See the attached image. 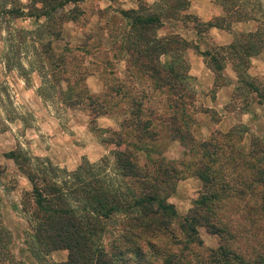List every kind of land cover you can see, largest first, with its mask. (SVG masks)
<instances>
[{"label":"trees","instance_id":"16d2710c","mask_svg":"<svg viewBox=\"0 0 264 264\" xmlns=\"http://www.w3.org/2000/svg\"><path fill=\"white\" fill-rule=\"evenodd\" d=\"M15 1L0 0V19L30 17L37 23V28L31 31L34 33L32 52L37 64L47 69L49 83L56 86V94H46L45 98L52 97L70 109L83 107L94 116L108 112V104L104 102H110L118 95L117 88L111 85L109 93L102 97L89 94L82 79L85 67L76 64L79 60L75 55L66 57L52 46L53 41L61 38L63 23L77 18L74 8L65 14V7L85 0H32L27 11L23 10L24 7L11 5ZM137 1L136 8L120 9L125 24L122 42H118L119 52L127 57V63H131V70L142 72L153 87L162 88L171 97V107L175 111L161 117L163 125L153 124L148 118L143 120L142 103L130 97L129 119L116 133L118 136L113 143L120 147L128 133L130 136L125 139L123 148L113 152L111 162L107 158L97 162L83 158L75 168L68 170L54 164L48 157H34L21 148L4 153L30 185L21 201L30 227L26 240L28 250L37 259L52 251L67 250L65 260L52 264H128L132 259L133 264H153L143 246L153 250L151 257H154L157 254L155 241L170 237L172 244L179 249H165L161 264H264V239L255 233L256 230L264 232L262 140L252 139L249 150L243 152L232 139L237 137L238 141L245 128L241 130L234 126L226 133L217 132L222 141L208 140L199 146L190 143L188 150L193 163L185 165L193 164V175L201 180L202 186L198 198L183 215L168 201L181 179V170L158 157L155 170L149 172L137 165L132 152L135 143L156 140L160 133L183 142L190 139L184 113L186 100L191 96L192 77L185 58L189 48H194L214 72L217 86L224 65L230 63L237 77L234 91L244 93V99L247 98L245 110L248 96L254 93L264 113V75L253 77L247 71L250 58L264 52V28L260 26L252 32L234 33L231 43L202 50L197 43L179 33L159 36L157 30L165 19L183 23L191 21L198 28L197 33L202 35L211 25L229 29L232 20L241 18L234 15L227 21L215 19L213 23H201L195 17L181 14L188 5L187 0H158L152 5ZM222 5L228 7L224 0ZM166 56L170 61L161 60ZM5 57L8 69H22L21 64L13 65ZM34 63L31 61L29 65ZM234 199L245 203L240 209L244 222L238 224L240 229L237 231H232L224 219L225 211ZM117 219L126 225V233L118 236V239L122 237L123 247L116 239L109 245L104 242L109 233L107 225ZM175 221L181 237L173 231ZM201 227L218 235L222 242L198 255L192 250L203 245L199 236ZM4 234L5 229L0 223V254L3 248L6 249V255L0 256V264L6 256L7 259L10 257L9 240Z\"/></svg>","mask_w":264,"mask_h":264},{"label":"rangeland","instance_id":"374dc122","mask_svg":"<svg viewBox=\"0 0 264 264\" xmlns=\"http://www.w3.org/2000/svg\"><path fill=\"white\" fill-rule=\"evenodd\" d=\"M17 1L11 5L29 6V4L24 5L25 3L21 0ZM143 1L147 4L146 0ZM132 5L137 7L138 1L85 0L79 2L76 4V10L74 9L77 18L72 23H67L66 28L62 29L58 42L61 48L58 51L55 50L66 57L75 55L79 60L76 64L79 63L81 68L85 67L86 73H82V79L85 81L84 85L89 94L102 97L109 93L111 85L117 88L118 95L112 101L104 102L108 104V112L99 116H94L83 107L73 109L65 107L52 97L40 101L37 92L43 98L46 94L54 95L56 86L49 83V76L46 75L47 69L37 64L35 54L32 52L34 33L31 31L37 28V23L30 17L11 18L8 16V18L0 19V223L5 229L3 236L9 240L7 245L10 253V257L7 259L6 256L1 264H52L63 261L67 257V250H56L44 258L37 259L28 250L26 240L29 239L30 227L26 214L22 210L21 201L25 191L30 190V185L26 177L18 171L12 159L4 156L6 151L21 148L34 157L44 158L53 155V162L68 170L75 168L83 158L90 162L107 158L111 162L113 152L123 148L127 137L130 136L128 133L120 147L113 143L118 136L116 133L123 129L125 120L129 119L130 97L142 103L143 120L148 118L153 124L163 125L161 117L174 113L175 109L171 107V97L162 88L153 87L152 82L142 72L136 69L131 70L129 68L131 63H127V57L119 52L118 42H122L120 39L125 24L120 9H128ZM252 9L256 11V15L263 11L261 6H256V4L252 6ZM27 10L26 7L24 11ZM68 12H72V9L66 6L64 13L68 14ZM192 23L191 21L180 23V21L163 20V26L157 30V35L167 36L179 33L184 37V34L190 30L178 29V26L182 24L193 26ZM202 35L197 39L200 44L215 43L207 35ZM190 52L196 53V50L189 48L185 52V58L189 64L188 73H190L188 59ZM5 55L9 63L21 64L22 69L16 67L8 69ZM163 59L170 61L168 56L161 58L162 61ZM31 61L35 62L34 65H29ZM259 69L258 64L253 65L250 61V75L263 76ZM80 71L83 72V69ZM229 72L225 70V76L222 72V77L218 80L219 86L214 82L208 88L200 87L199 81L189 74L192 77L190 80L191 96L189 95L190 98L184 105L185 127L190 133L189 140L183 142L172 139L169 134L160 133L156 140H141L132 146L134 160L142 169H147L149 172L154 171L155 161L159 157L172 162L181 170V179L177 181L175 191L168 198L180 215L185 214L192 206L202 186L201 180L193 175V164L188 167L185 165L187 162L193 163L188 150L189 144L193 142V145L199 146L204 141L219 142L223 139L219 133L224 132L215 126L222 114L216 109L207 107L206 102L207 98L213 99L218 88L230 83ZM77 74L80 75V72ZM87 79H90L89 84ZM61 85L64 87L63 81ZM243 95L244 93H235L233 90L232 98L224 108L236 115L237 122L234 126L241 130L245 128L243 132H240L242 133L241 138L236 141L237 137H234L232 142L236 143L239 150L247 152L252 139L262 140L264 145V113L263 110L256 113L253 108L248 110L251 95L248 96V105L245 110L247 98L244 99ZM149 112L153 115H148ZM246 112L252 115L249 124H245L241 116ZM48 113L53 119L44 121ZM62 149L67 153V158L60 154L59 151ZM230 204L225 211L224 219L230 224L232 231H237L240 229L238 224L244 222L240 209L245 203L234 199L230 201ZM125 226L119 219L107 225L109 233L104 242L109 245L116 239L123 247L122 237L118 239V236L120 233H126ZM172 228L176 236H183L177 221L172 224ZM255 233L262 240L264 239V232L256 230ZM199 236L203 240V245L193 247L192 250L198 255L204 253L207 248L218 247L222 242L218 235L207 232L203 227L199 228ZM155 245H157L154 248L157 254L154 257H151L153 250L150 251L149 247L143 246L153 264H161L162 252L165 249L171 251L179 249L178 246L172 244L170 237L155 241ZM5 251L6 249L3 248L1 257L2 254L6 255ZM132 260H129L128 264H133Z\"/></svg>","mask_w":264,"mask_h":264},{"label":"crops","instance_id":"0c3cea01","mask_svg":"<svg viewBox=\"0 0 264 264\" xmlns=\"http://www.w3.org/2000/svg\"><path fill=\"white\" fill-rule=\"evenodd\" d=\"M21 1L25 3L24 5H28L31 3L32 0H21ZM146 1L148 5H152L158 0H146ZM187 1H188V5L186 9L183 12H181V14L190 15L193 18L195 17V19H197L201 23L202 22L206 23L209 21L213 23L215 19L216 20L226 19L227 21L230 18L229 16L233 17L234 15L239 16L241 18L240 20H235V19L232 20L229 24V29L222 27V26L220 27L217 25L216 26L211 25L205 31L207 33L202 32L203 34L202 36L207 35V37H209L215 42L214 44L211 43V45L206 42L205 44L203 43L200 44L199 42H197L198 41L197 39L200 37V35L199 33H197V30L195 29H198V28L194 26H185V24L178 26V29H189L190 31H187V34H184V38L188 40H194L195 43L199 45V48L202 50L205 48L214 47L216 45H227L231 43L234 33L252 32L255 29H259L260 26L264 28V25H263L264 22L263 23L261 22L264 20V0H224V2H226L228 5L227 8L223 7L222 5L223 0H187ZM255 4L256 6L258 5L261 6L263 10V11H260L257 15L255 14L256 11L252 9V6ZM67 6H69V8L71 9L76 8L75 7L76 5H74L73 3H69ZM26 7L27 6L24 7V10L26 9ZM130 8H136V6L132 5L128 7V9ZM23 18H28V17H23ZM73 21L74 20H68L67 22H65L63 24L64 26L62 27V29L66 28L67 23H72ZM165 21L177 22L180 20H173V19L166 20L165 19ZM180 23L182 22L180 21ZM62 35H63V32H62ZM59 41L60 39L53 41L52 43L53 48L57 51L60 50L61 48L58 45ZM188 59L190 62V73L189 74L195 79H197V81H199V86L205 87V88L212 86L213 83L215 82V74L209 67L206 66L205 62L203 61V58L197 52L196 53L190 52ZM250 61L253 62V65L258 64L260 68L259 69L260 74L264 75V52H261L255 56H252L250 58ZM225 70L230 71L228 75L229 78L231 79L230 83L218 88V90L215 92L213 99L207 98V102H206L208 104L207 107L211 109L212 108L216 109L217 111L221 112L222 116L215 126L219 128V130L223 131L224 133L229 131L231 128H233L235 123L237 122V117L234 114V112L233 113L228 112L224 108L225 105L227 106V104L230 102L232 98L233 90H235L237 86V77L230 63H226L224 65V68L222 69L224 76H225L224 74ZM247 71L250 75L249 68ZM234 79H235V82H233ZM87 82L89 84L90 79H87ZM51 94L52 93H50V95ZM250 95L252 97H251V103L248 106V110L250 111L251 108H253L254 112L260 113L262 110V107H261V104L257 96L254 93ZM37 97L40 99V101H42V99L43 100L48 99L45 97L43 98L42 95L39 94V92H37ZM241 116L245 124H249V122H251L250 117H252V115L250 114V112L243 113ZM45 119H53V117H51L50 114L48 113L47 116L44 118V121ZM41 126H42V123H41ZM59 152L60 154H62V156L66 158L68 157L67 153L63 149L62 151H59ZM87 156L89 157L88 153H87ZM48 158L53 162L54 160L53 155H50Z\"/></svg>","mask_w":264,"mask_h":264}]
</instances>
